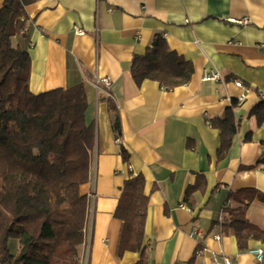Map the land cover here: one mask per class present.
Segmentation results:
<instances>
[{
	"label": "crops",
	"instance_id": "1",
	"mask_svg": "<svg viewBox=\"0 0 264 264\" xmlns=\"http://www.w3.org/2000/svg\"><path fill=\"white\" fill-rule=\"evenodd\" d=\"M26 11L33 24L31 91L84 84L86 121L95 127L89 180L80 187L88 198L81 263L139 260L133 251L118 256L122 221L114 213L130 172H141L149 196V264H216L211 251H223L234 264H259L250 249L264 243L249 239L239 247L233 233L221 231L218 218L230 192L264 193V124L250 115L264 100V0H37ZM156 34L193 62L188 83L165 88L133 79V57L145 53ZM207 70L219 71L223 80L203 79ZM104 76L111 78L110 87L97 85ZM238 79L248 88L243 101ZM109 100L120 114L121 136ZM235 100L238 132L219 160L220 130L210 121L224 118ZM246 218L264 230V201L252 200ZM199 246L208 251L196 256Z\"/></svg>",
	"mask_w": 264,
	"mask_h": 264
},
{
	"label": "trees",
	"instance_id": "2",
	"mask_svg": "<svg viewBox=\"0 0 264 264\" xmlns=\"http://www.w3.org/2000/svg\"><path fill=\"white\" fill-rule=\"evenodd\" d=\"M35 1L4 0L0 8V264H82L78 246L85 240L88 198L80 187L89 180L95 127L86 121L84 84L39 94L30 89L33 24L26 6ZM131 73L138 85L149 79L175 88L191 80L194 65L156 34L145 53L133 57ZM109 104L116 112L114 130L121 136L120 114L112 100ZM236 105L235 100L224 118L210 121L220 130L219 160L228 155L238 132ZM250 115L264 124V100ZM122 155L129 163L125 146ZM256 198L264 201V193L256 188L230 192L223 208L228 214L218 221L221 231L233 233L241 248L249 239L264 243V230L246 218V208ZM230 201L238 205L232 207ZM148 204L144 174L130 172L114 215L122 221L118 256L137 252L136 264H149L144 244Z\"/></svg>",
	"mask_w": 264,
	"mask_h": 264
},
{
	"label": "built area",
	"instance_id": "3",
	"mask_svg": "<svg viewBox=\"0 0 264 264\" xmlns=\"http://www.w3.org/2000/svg\"><path fill=\"white\" fill-rule=\"evenodd\" d=\"M229 20L233 21V22H238V23H245L247 21L245 19L244 20H236L235 18H231ZM77 32H82V31L77 30ZM203 79H205V80H208V79L223 80V76L217 70H207L204 73ZM96 83L98 86L100 83H102V84L106 85L107 87H110L111 86V78L109 76L97 77ZM235 84L238 87L243 89V93L240 96V101H243L246 97V93L248 91V88L244 85V83L240 79L235 80ZM117 141L121 142V138L118 137ZM224 215H225V213L222 210L220 215H219V218H218L219 222L223 221ZM217 237L220 238V234ZM206 251H208L207 248H205L203 246H199L195 252V255L201 256ZM250 251L256 256V259H257L259 264H264V247L263 246L251 248ZM211 253H212V258L216 264H234L233 260L227 254H225L223 251H220V252L211 251Z\"/></svg>",
	"mask_w": 264,
	"mask_h": 264
},
{
	"label": "rangeland",
	"instance_id": "4",
	"mask_svg": "<svg viewBox=\"0 0 264 264\" xmlns=\"http://www.w3.org/2000/svg\"><path fill=\"white\" fill-rule=\"evenodd\" d=\"M12 244V249H14L15 248V243H14V240H13V243H11Z\"/></svg>",
	"mask_w": 264,
	"mask_h": 264
}]
</instances>
